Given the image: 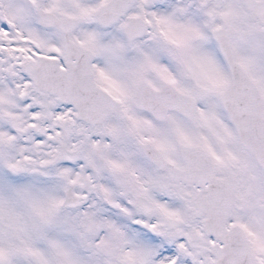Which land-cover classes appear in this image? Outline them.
<instances>
[{
  "label": "snow or ice",
  "instance_id": "1",
  "mask_svg": "<svg viewBox=\"0 0 264 264\" xmlns=\"http://www.w3.org/2000/svg\"><path fill=\"white\" fill-rule=\"evenodd\" d=\"M0 264H264V0H0Z\"/></svg>",
  "mask_w": 264,
  "mask_h": 264
}]
</instances>
